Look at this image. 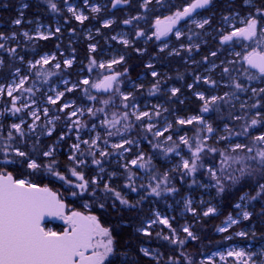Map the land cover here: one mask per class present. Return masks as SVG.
I'll use <instances>...</instances> for the list:
<instances>
[{"label":"rangeland","instance_id":"1","mask_svg":"<svg viewBox=\"0 0 264 264\" xmlns=\"http://www.w3.org/2000/svg\"><path fill=\"white\" fill-rule=\"evenodd\" d=\"M21 3L16 6L18 16L16 19H20L21 23L19 25L15 24L14 20L11 24L12 27L19 28L18 32L15 33L13 38L12 34L9 36H4L0 38L1 44L4 45L2 50V56L0 60H3V64H0V70L4 71V67L8 69L12 68L10 77L6 78L0 76V86L4 87V91L0 93V130L2 128H9V131L15 132L14 129L10 128V125L13 123H20L21 120L24 121L22 124V129L25 135L33 134L36 129H39L41 133H44L46 136L47 127L51 125L47 124L49 119L59 117L55 120V130L52 134L56 133L58 135V141L65 142L67 150L72 153L71 145L77 143L76 140V131L71 133L68 132L67 125L71 123L68 119L67 113L75 110L76 108L87 109L89 107L93 109H98L103 107L104 109H111V114H103L101 118L99 117L100 112H97L95 116L89 115L86 111L83 116H79L80 121L87 125V127L81 128L79 131L80 141L88 140L91 141L97 135L100 139L98 140V148H93L95 151L106 150V148L111 147L114 143H121L123 139H131L134 141L133 137L129 136V131L124 132L122 135H113L111 137L107 136V131L111 130L115 132V129H108L107 126L103 125L101 122L107 118L112 119V114L116 113L117 117L121 119V124L117 125V128H121L123 123H129L134 126H140L141 129L146 130V126L151 123L154 125L152 134L156 131H163L169 124L172 125L167 132H164L163 136L155 137V140H161L162 147L172 146L173 142L179 144L180 136H187L186 133H179V130L183 125L177 123L178 119L187 120L192 116H203L204 120L207 123H210L214 129L213 133L208 134L206 129L202 124H198V134L201 136H207L208 139L214 137V135L220 137H225L228 149L234 146L237 143L245 144L242 142H235L228 139L229 132L228 126H219L216 125L213 121V118L209 116V112H194L199 106L204 107V101L200 100L197 96V93H203L206 98L211 96H223L225 92L228 91V83L225 81L227 73L219 71V67L223 66V63L211 62L205 57L201 58L198 62L196 61V56H194L195 51H198L200 44H196L195 38L197 30H202L197 28L194 21H201L205 18H211L207 13L212 8V5H209L207 12L197 14L191 22L186 24L179 23L176 30H179L182 35L177 38L175 31L169 34V37H165L161 40H157L152 33L155 31V21L157 18L162 19L164 17V12L166 11L163 2H157L156 0H151V3L147 8L142 7L143 0H128L127 5L125 6H115L113 7L112 0H88V3H85V0H52L56 3L58 11H53L50 7L49 0H38L37 4L41 2L40 5L44 8V15L37 16L33 19H26V14L24 10L28 7V0H19ZM214 1V0H213ZM212 1V3H213ZM153 4V7L151 6ZM159 4V6H158ZM92 6H99V12H92ZM158 6V7H157ZM69 7H74L77 10V13H83L88 17L83 23L77 21L73 13L68 11ZM154 13L155 16H148L151 13ZM116 13L121 14V18L117 19ZM153 14V15H154ZM132 17H139V19L132 20L131 24H124L123 21L131 19ZM229 19L227 21L224 18L222 20V27L220 31L225 32L224 34L230 33L235 28H242L246 23L245 20H248L252 16H247L242 19H238L237 14L228 15ZM112 20L113 24L109 27H104V21ZM210 25H205L207 28ZM59 27L60 32L55 33V29ZM43 32L45 35H48L49 31L54 33L49 36L47 40L40 39L37 37V31ZM99 30V31H97ZM143 31L144 35L137 37V31ZM28 32L32 39H27L24 37L23 33ZM206 34H209L206 31ZM220 34V33H219ZM187 35L191 36V41L189 45H192V58L185 59L181 63L187 64L190 67L188 74L186 76H191L192 82H188L185 87V75H169L166 70H161L159 67H156L159 63V54H164L166 58L180 56L185 52H190L188 50L189 45H182L183 39ZM221 36V34L219 35ZM112 37H117V39H112ZM123 37L130 41V44L125 46L120 42V38ZM222 37V36H221ZM221 37L218 39L221 42ZM187 42V41H184ZM15 44L13 47L12 45ZM96 45V50L90 51L89 45ZM167 44V47L164 48V51L160 49ZM196 45H199L197 48ZM141 46V47H139ZM224 46L227 48L225 53L226 64H236L237 68L241 71V64L245 62L242 57L253 49L258 51L264 50V35L261 34V37L253 39L251 41L243 40V38H233V41L225 43ZM37 47L36 49H34ZM16 49V52L10 53L9 49ZM28 50V57L21 59L22 51ZM137 49L140 51L138 52ZM260 49V50H259ZM183 50H186L183 52ZM191 50V51H192ZM128 51L130 55L126 53ZM151 51H156L152 53ZM212 52H210L211 54ZM239 53V55H237ZM55 56L54 60H50L47 65H37L36 67H31L29 62L35 63L36 60L40 59L44 55ZM84 57V59L79 60V57ZM120 56L124 57V60L119 64L112 65L111 68L99 67V64L104 63L107 65L114 59H119ZM212 56V55H210ZM195 57V58H194ZM65 59H73V64L71 67H66L63 63ZM96 61L95 65L91 64V60ZM191 62V63H190ZM59 63L60 68H56L55 65ZM151 67H148V65ZM246 65V64H245ZM247 66V65H246ZM200 67V68H198ZM248 67V66H247ZM16 69H19V73L16 72ZM127 69V72H125ZM131 69H134L135 72L145 71L141 73L136 79L128 80L126 77L131 72ZM225 69V68H224ZM155 71L158 73L156 77H153L151 73ZM122 73L121 81H118L115 85V92L108 96H102L98 98L99 92H96V88L91 87V83H98L104 79L105 76H108L112 73ZM40 73V75H37ZM51 73V75H47ZM239 73V72H238ZM255 76L256 79L248 80L246 86L249 89V93L252 94L247 98H241V96H232L230 94L227 99H230L231 102L239 103L241 106H246V103L250 101V98H257L256 101H261L264 97V93H260L257 96L253 95L251 89L264 88V77H261L260 74L256 72L249 74L248 76ZM247 76V77H248ZM27 77L25 80L24 86L22 89H17L13 92V96L17 97L16 106L21 107L23 104H28L29 107L22 108L19 113L13 115L12 112L8 111L12 107V97L8 96L7 88L9 85H14L19 83L21 78ZM197 77H200L197 80ZM240 78L243 77V74H239ZM205 78L215 81L216 83L209 84L205 82ZM83 79H88L91 83L89 85H83L81 81ZM64 81H68L67 84ZM177 82H180L182 85H178ZM73 84L79 85L71 92H66V88H71ZM157 85L158 91L153 93V85ZM192 85L191 88L188 86ZM117 87L119 91H117ZM184 89L182 90L181 88ZM32 88V93H28L25 89ZM177 88L179 92L176 96H172L171 89ZM87 89V94L85 93ZM56 91H65L64 97L57 102L56 105L48 103L47 96H55ZM129 94V100L127 102H122L121 94ZM96 97L95 100H90L88 97ZM141 97L145 98V102L141 104ZM163 98L165 100H163ZM35 100V104H32V101ZM108 100L109 103L104 105L101 101ZM119 100L118 105H115V101ZM74 102L73 107L65 109L64 112H60L59 109L63 103ZM218 102V101H217ZM127 103L128 107L125 108L124 104ZM255 102L249 106L253 108ZM135 105V108L133 107ZM259 105V104H258ZM157 106H159L157 108ZM48 108L47 116L44 115L43 109ZM33 110H38V115L40 119L36 122L35 131H29V125L33 123V117L30 113ZM110 111V110H109ZM127 111L130 113L129 118L130 122H123L122 114ZM136 112H149L150 117H143L141 120L137 121L135 115L132 113ZM156 111L160 112L159 116H156ZM113 112V113H112ZM103 113V112H102ZM256 113H253L252 116L255 117ZM73 120L77 117H73ZM93 125L95 128L93 129ZM188 125V124H184ZM252 134L257 133L252 131ZM61 133L65 134L63 140H59ZM15 134L19 135L15 132ZM176 135L172 141H166L167 136ZM261 134V133H260ZM258 134V135H260ZM20 136V135H19ZM257 135H251L252 137ZM188 137V136H187ZM207 139V140H208ZM105 140L108 141L105 144ZM60 142V143H61ZM136 142V141H135ZM137 147V155L139 151V145L134 143L132 145H126L130 150L124 152L123 155L120 154V159L122 162L127 158V154L131 152L133 147ZM252 145L250 147H255ZM89 149L88 145L81 143V149ZM181 148V147H180ZM162 150V148H160ZM116 150V149H115ZM118 151L123 152V149H117ZM136 158V157H135ZM133 158V159H135ZM160 158L162 162L166 165L176 167L181 163V159H188L182 151L180 155L177 156L175 153L164 155L163 151L156 157ZM132 160V159H131ZM130 160V161H131ZM221 161H218V164L207 165L206 169L212 167L219 170ZM231 163V161H229ZM226 167V166H225ZM239 167V165H233L232 169ZM104 169V168H103ZM99 172H101L99 170ZM219 174V173H218ZM239 175V173H235ZM212 179V177H210ZM27 180V179H26ZM264 183V179L260 178L259 173L253 176H245L239 182L233 184L231 182L225 181V191L223 193L212 192L210 189L215 188V181L212 179L213 184H205L203 181H199L187 191L184 195L176 194V201L171 202L164 200V207L156 208L151 215V218L146 222L144 227H148L149 231L156 227H164L171 234H173L172 229H175L173 226L174 220H176V229L175 237L179 235L180 232H183V227L188 226L191 230L190 216H196L197 211H200L202 214L207 210L209 206L216 209L215 213L210 214L211 216L221 215L220 214V202L218 201V196L224 197L227 190H233L236 192L246 189L249 186L250 190L242 193V195H248L249 197L256 196L258 189V183ZM201 191V193L196 196V192ZM240 197L238 201L233 205L232 211L223 217L221 225L219 228H226V231L220 232L218 234H225L227 243L205 255L199 260V263L203 261L204 264H244L245 261H248V264H264V193H261L260 196H257L256 199H248L241 201ZM191 200V207L195 209V212L189 211L186 206L185 201ZM229 203V202H228ZM87 204V203H86ZM240 204L242 207L237 208L235 205ZM88 205V204H87ZM88 209V207H85ZM247 210L252 215L249 219L245 220L242 217V211ZM72 211H78L85 214H91L87 211H81L78 209H73L72 207L68 208L67 213L70 214ZM156 213L160 214V217H166L171 224V228L157 222L149 226V221L157 220ZM93 215V214H92ZM231 215L233 219H236L238 223L232 224L231 226L227 223L228 216ZM209 216V215H208ZM59 223L62 225V230L57 232H62L67 226L63 220L60 218L53 219L45 224L46 228L54 230V224ZM258 225L260 226L258 228ZM192 231V230H191ZM246 232V236L236 235L239 232ZM186 234V233H185ZM147 248L151 255L150 257L158 256L156 250ZM230 250L235 251H244L246 255L243 257L229 256L227 253ZM221 255L224 256V259H221Z\"/></svg>","mask_w":264,"mask_h":264},{"label":"snow or ice","instance_id":"2","mask_svg":"<svg viewBox=\"0 0 264 264\" xmlns=\"http://www.w3.org/2000/svg\"><path fill=\"white\" fill-rule=\"evenodd\" d=\"M113 7L117 4L127 3L128 0H112ZM159 2V0H157ZM50 7L53 11H58L56 3L49 0ZM85 3H88V0H85ZM151 3V0H143L142 7L147 8V6ZM212 3V0H192L186 7L182 10H177L170 16H166L161 20L157 18L155 21V31L152 35L157 39L161 40L162 37L168 36L169 33L173 32L176 28V25L184 18L191 17V15L196 12L198 9H203L209 6ZM92 12H99V6H92ZM68 11L73 13L75 19L81 23L88 19L82 12L77 13V10L74 7H69ZM257 12L261 15H264V10L257 9ZM139 19V17H132L131 19L124 20V24H131L132 20ZM229 17L225 16L224 20L227 21ZM15 24L19 25L21 23L20 19H16L14 21ZM197 28L203 29L205 25L210 23L209 18H205L201 21H194ZM113 24L112 20L104 21L103 26L109 27ZM258 29V20L255 17H251L248 19L246 26L242 28H235L233 31L227 34H223L221 37V43L225 44L230 41H233V38H243V40H252L257 36ZM99 31V30H97ZM60 28L57 27L55 29V33H59ZM51 31H49L48 35H45L43 32L37 31L36 35L40 39L47 40L49 36L53 35ZM261 34L264 35V28L261 29ZM15 33L12 34L13 38L15 37ZM24 37L27 39H32L28 32L23 33ZM144 35L143 31H137L136 36L140 37ZM175 35L179 38L182 33L179 30H175ZM0 38H4L3 33H0ZM191 38V37H190ZM112 39H117V37H112ZM120 42L125 46L130 44L128 39L123 37L120 38ZM4 45L0 44V48H3ZM167 47V44L161 48V51H164V48ZM198 48L199 45H196ZM90 51L96 50V45H89ZM188 50H192V45L188 46ZM10 53H15L16 49H9ZM139 52L140 50L137 49ZM212 56H215L216 53L212 52ZM239 55V53H237ZM23 59V57H21ZM55 56L44 55L41 56L40 59L36 60L33 64L29 62L31 67H36L37 65L43 66L47 65L50 60H54ZM207 59V57H205ZM242 59L247 63L250 68L257 69L260 76L264 77V50L258 51L257 49H253L248 52L247 55H244ZM124 60L123 56H120L119 59H114L109 62L107 65L104 63L99 64V67L111 68L114 64H119ZM66 67H71L73 64V59H65L63 61ZM96 61L94 59L91 60V64L95 65ZM0 64H3V60H0ZM56 68H60V64L57 63L55 65ZM148 67H151L149 64ZM19 69H16V72L19 73ZM127 72V69H125ZM224 72H229L228 68L224 69ZM244 73L248 72V69H243ZM40 75V73H37ZM47 75H51L48 73ZM121 73H115L113 75L105 76L104 79L98 83H91L88 79H83L81 83L83 85H89L91 83L92 88L96 89H104L105 91L112 89L114 86V82L117 81L118 77L121 76ZM153 77L158 75L157 72L153 71L151 73ZM255 76H248L249 80L256 79ZM27 77L21 78L19 83H15L14 85H9L7 88L8 96L12 97V107L8 109V111L12 112L13 115L19 113L22 108L29 107L28 104H23L21 107L16 106L17 97L13 96V92L17 89H22ZM200 77H197L199 80ZM205 82L209 84H215L216 82L210 79L205 78ZM65 84L68 81H64ZM79 85L73 84L71 88H66V92L73 91ZM232 86L236 90L243 91L244 85L238 80H233ZM189 88L192 85L188 86ZM119 91V88L116 89ZM4 91V87L0 86V93ZM28 93H32V88L25 89ZM65 91H56L55 96H47L48 103L52 105H56L58 101L61 100L65 95ZM153 93L158 91L157 85H153L152 88ZM253 95H258L260 93H264V88L251 89ZM179 92V89L172 88L171 94L172 96H176ZM85 93L87 94V89H85ZM131 93L125 95L121 94L122 102H127ZM197 96L200 100L204 101V107L202 108V112H208L209 108L212 105H215L217 101H225L226 97L230 96V93L225 92L223 96H211L210 98H206L203 93H197ZM90 100H95L96 97L89 96ZM35 100L32 101V104H35ZM102 104L107 105L109 103L108 100L101 101ZM74 102L63 103L60 107L59 111L64 112L65 109H69L73 107ZM259 104V100L256 104L252 105L253 108L257 107ZM125 108L128 107L127 103L124 104ZM135 108V105L133 106ZM159 106H157L158 108ZM244 107V105H242ZM49 109L44 108L43 113L47 116ZM85 111L91 115L95 116L97 112H104L105 109L103 107L98 109H93L91 107L86 110L83 108H76L67 113L68 119L71 121L67 125L68 132L71 133L76 131V140L77 143L72 144L70 147L72 149V153L68 156V161L71 166L67 168V171L71 174L75 180H71L68 178L65 173L58 170V162L55 159V151L56 148L53 145H49L47 150H41L38 147L39 140H37L36 144L32 145L31 152L23 151L20 147L15 146L11 143L14 139L11 131L8 133L7 143L0 145V154H2V160L0 163L11 164V163H20L21 165L26 164L27 168L32 170L33 172L39 171L41 169L45 170L48 174L55 177L56 179L63 181L64 183L78 189V191H72V196L81 195L89 191L91 186V195L93 198L96 196L97 188L99 187V179L102 177H93L91 180L85 179V175L83 171H79L78 168L82 165L86 164V161L80 159L77 155L79 152L80 156H83L84 153L80 152L81 143L88 145L90 151L89 155L93 156L91 161L92 164L100 166L101 159L95 158V152L91 151L93 148H98V140L100 139L99 135L93 138L91 141L84 140L80 141L79 131L81 128L87 127V125L83 124L79 116H83ZM30 115L33 117V123L29 125V131L33 132L36 128V122L40 119L38 115V110H33ZM132 115H135V119L137 121L141 120L143 117H150L149 112H136L134 111ZM156 116L160 115L159 111H156ZM73 117H77V119L73 120ZM123 120L128 121L129 113L125 111L122 114ZM261 113L259 111L256 112L255 117L251 118L250 122H247L242 129V132L235 133L236 135H244L247 136L249 134V129L254 128L258 124L262 123L260 119ZM59 119V117H55L53 119H49L47 121L50 127H47L46 134L51 136L53 131L55 130V120ZM236 119H240L236 117ZM193 122H197L202 124L206 129L208 134L213 133L214 129L210 123H207L203 116H192L187 120L178 119L177 123L180 125L184 124H192ZM24 123L21 120L20 123H13L10 125L11 129H14L16 133H18L21 137L25 135L22 124ZM103 125L107 126L108 129H115L114 131H107V136L111 137L113 135H122L124 132L128 131L132 125L129 123H123L121 128H117L118 124H121V119L117 117L116 113L112 114V119L109 120L105 118L102 122ZM93 129L95 125L92 126ZM172 125L169 124L163 131H156L154 136L160 137L163 136L164 132H167ZM227 127V126H226ZM154 125L149 123L146 126V130L148 132H152ZM233 133L229 131V135ZM65 138V134L61 133L59 140H63ZM208 137L204 136L203 140L197 136L195 141V146H193L192 142L187 136L179 137V144L173 142L172 146L162 147L161 144H153V148H162V151L165 156L169 153H175L177 156L180 155V145L186 146L190 151L189 159H181V163L177 166L178 169L182 171L183 175H193L197 172L198 167H202V164L198 162L201 160V154L207 150L208 152L215 153L217 152L216 148H210L206 141ZM220 139H225V137H220ZM166 141H172V136H167ZM253 144L255 147H250L246 144L237 143L232 146L230 149L225 151H221L220 155L222 157L221 167L219 170L209 167L207 169L208 174L215 181V187L217 188L218 193H223L225 191V181L231 182L233 184L239 182L245 176H253L259 173L260 178L264 179V133L260 135L252 137ZM108 141L105 140V144ZM136 143L131 139H123L121 143H114L111 145L113 149H123V152L120 154L123 155L124 152H128L130 149L125 147L126 145H132ZM110 155L105 150H101L99 152L100 157H106ZM16 158H19L17 160ZM43 158V159H42ZM43 160H47V163L43 162ZM231 161V163H229ZM129 164L133 166H138L140 168H147L151 164V157L145 158L143 152L136 156L135 159H132L127 164L124 165L125 169L129 168ZM233 165H239V167L235 168L232 171ZM226 166V167H225ZM100 171L103 172L104 169L101 167ZM239 173L236 175L235 173ZM219 173V174H218ZM115 175V173L111 174ZM111 178V176H110ZM133 179L132 173L129 170L128 180L129 183H126V187H128L131 191L136 192L137 188L133 186L131 183ZM153 181H156L155 185L152 183L148 184L149 195L161 196L162 192L172 193L177 191L174 187H168L169 182V173L166 171L163 174L162 179H157L156 176L152 177ZM196 181L193 180V183ZM258 183V191L256 196L249 197L248 195H242L240 197L241 201L248 199H256L257 196H260L261 193H264V183ZM163 185V187H162ZM141 188L145 187L144 185H140ZM102 191L107 194H111L115 197L116 200L123 206L128 208H134L136 204L129 201L126 197H124L121 192L116 191L114 188L110 186L109 183H104ZM143 199V197H142ZM186 206L189 211L195 212V209L191 207V200L185 201ZM99 208L104 209L105 203H99ZM65 203L63 199L58 196V194L52 191L47 185L41 187L39 184L32 183L26 179H14L11 172H7L3 169H0V264H106V261L115 251V241L112 235V229L110 227H104L99 218L96 215L88 214L85 215L82 212L72 211L70 214L65 213ZM85 207H88L85 204ZM113 207L115 205L113 204ZM237 208H241L240 204L235 205ZM216 209L214 207L209 206L207 210L203 213L204 216H208L212 213H215ZM252 213L247 210L242 211L243 219L247 220L250 218ZM157 220L149 221V226L151 224H155L157 222L171 228V224L169 223L168 218L160 217L159 213H156ZM45 217H59L64 223L67 225L62 232L53 231L50 228L44 227ZM227 223L229 226L232 224L238 223L236 219H233L231 215L227 218ZM143 235H151L148 227H142L138 229ZM218 231L224 232L226 228H219ZM173 237L164 236V239L170 240L173 244L184 245L185 240L174 238L175 237V229H172ZM183 232L187 234L188 238L192 240H197L198 237L190 230L188 226L183 227ZM159 235V233L157 234ZM236 235L238 236H246V232H239ZM141 252L145 255H151L150 251L147 248H141ZM183 255V253H182ZM227 255L243 257L246 255L244 251H235L230 250ZM172 258H170L171 260ZM178 259V258H177ZM221 259H224V256L221 255ZM172 264H177L176 260L172 261ZM188 264H192V261L189 259ZM201 264H204L202 261ZM244 264H248V261H245Z\"/></svg>","mask_w":264,"mask_h":264},{"label":"trees","instance_id":"3","mask_svg":"<svg viewBox=\"0 0 264 264\" xmlns=\"http://www.w3.org/2000/svg\"><path fill=\"white\" fill-rule=\"evenodd\" d=\"M48 1V0H47ZM38 0H28V7L24 10L26 14V19H33L37 16L44 15V8L42 7L41 2L38 3ZM21 1L19 0H0V33H3L4 36H9L13 33H17L19 28L12 27V22L17 18L18 12L16 10V6L19 5ZM166 10H172L174 1L173 0H165L163 3ZM236 9L239 8L238 5L235 6ZM230 12V9L227 10L225 4L222 2H218L217 5H214L209 14L211 16L210 25L202 30H197L195 41L196 44H200L198 51H195L196 61L198 62L201 58L207 57L211 62H215L217 64L223 63V66H220L218 69L220 72L224 70V68H228L229 72H227V77L225 81L228 83V91L230 94L234 96H241V98H247L252 94L249 93V89L247 88L246 84L248 82L247 76L249 74L254 73L250 70L246 65L245 62L241 64V73L243 77H238L240 73L239 69L237 68L236 64L230 63L226 64V57L225 53L227 48L218 41V39L225 33L220 31L222 27V23L220 22L219 16L223 12ZM117 19L121 18V14H115ZM206 31L209 34H206ZM221 36H219L220 34ZM219 37V38H218ZM0 40V44H1ZM15 44L12 45V47ZM141 47V46H139ZM35 47L34 49H36ZM152 53L156 51H151ZM210 52H215V56H210ZM28 50L22 51L20 55L25 58H29ZM128 55L130 53L126 51ZM2 50H0V57L2 56ZM84 57H79L78 61H81ZM159 63L156 67H159L161 70H166L169 75H185L187 77L185 85L193 81L189 79L188 71L190 67L182 65L180 60L181 57H170L166 58L164 54H159ZM200 68V67H198ZM247 68L248 72L244 73L243 69ZM140 71L135 72L134 69H131V72L126 78L130 80L136 79L141 73L146 72ZM12 72V68L8 69V67H4V71L0 70V76L9 78L10 73ZM239 72V73H238ZM122 74V73H121ZM122 77V75H121ZM121 79V78H120ZM118 81H121V80ZM238 80V82L244 85L243 91L236 90L232 86L233 80ZM117 81V82H118ZM116 82V83H117ZM178 85H182L180 82H177ZM116 85V84H115ZM181 88L182 90L184 89ZM115 87L112 92L109 93H99L98 98H102V96H108L112 93L114 94ZM257 96V95H255ZM259 101V105L255 108H249L252 102L256 104L257 98H250V101L246 103V106L242 107L239 103L231 102L230 99L225 98V101H218L215 105H212L209 108V116L213 118V121L216 125L219 126H228L227 132L231 131L233 134L228 135V139L233 140L235 142H242L248 146H252L250 136L251 135H258L260 133H264V97ZM141 104L145 102V98L141 97ZM163 100H165L163 98ZM119 100L115 101V105H118ZM203 106H199L194 110V112H199L202 110ZM110 110V111H109ZM111 109L106 108L105 111L102 113L100 112L99 117L101 118L103 114H111ZM259 111L261 113L260 119L262 120L261 124H258L252 129H249V134L247 136L244 135H236L235 133L242 132L243 126L250 122L251 118L254 116L253 113ZM113 113V112H112ZM130 114V113H129ZM131 115V114H130ZM129 118H132L130 117ZM239 117L240 119H236ZM123 122H130L124 121ZM198 124L192 123L188 125H183L179 130V133H186L190 141L192 142L193 146H195V141L197 136L201 140H203L204 136L200 137L198 134ZM129 136L133 137L134 141L139 145L138 155L143 152L145 158L151 157V164L147 168H140L138 166H133L129 164V168L125 169L124 165L127 164L131 159L137 156V147H133L131 152L127 154V158L124 162L120 159V151L117 149H113L112 147L106 148L105 151L110 153V155L106 157H100L99 152L95 151V149H91V151L95 152V158L101 159V165L97 166L91 163L93 156L89 155L88 152L90 149H81L80 152L84 153L83 156L77 153L80 159L86 161L85 165H82L78 168L79 171H83L85 175V179L91 180L93 177H102L99 179V187L96 191V196L93 198L91 195V186L89 191L83 193L81 195L72 196V191H78L74 187L64 183L56 179L55 177L48 174L45 170L41 169L39 171L33 172L32 170L28 169L26 164L21 165L20 163H11L5 164L0 163V169H3L7 172H11L12 175L16 179H27L32 183L39 184L40 186H49L53 190H55L65 201L69 207L73 209H78L81 211H87L93 215H96L100 223L104 227H110L112 229V235L114 237V247L115 251L108 260L106 264H172L173 260L177 261V264H188L189 259L192 261V264H200L199 260L203 258L205 255L209 254L210 252L224 246L226 241L225 234H218V229L221 225V221L223 217L232 211L233 205L238 201L240 195L246 191H249V186L243 188L244 190L236 192L233 190H227L224 197L218 196V201L220 204V214L216 216H204L200 211H197L196 216H190V223H191V230L192 232L198 237L197 240H192L191 238L187 237V234L184 232H180L177 236L178 239L185 240L184 245L180 244H173L170 240L164 239V236L173 237L166 228L164 227H156L150 230L151 235H143L138 229L145 226L146 222L151 218L152 212L156 208L164 207L163 201L167 200L170 203L175 202L176 194L184 195L187 191H189L196 183L199 181H203L205 184H213L212 179H210V175L207 172V165L210 164H218L219 160H222L220 155L221 151H225L228 149L226 147L227 141L220 140L219 136L214 135V137L208 139L206 141L207 145L210 148H216L217 152L212 153L205 150L204 153L201 154V160L198 162L202 164V167H198V170L193 175H183L180 169H176V167H172L166 165L164 162L161 161L160 158H156L162 150L160 148H153V144H161V140H155L154 135L151 132H146L145 130L141 129L140 126H134L129 130ZM252 131H256L257 133L252 134ZM9 133V128L5 127L0 130V145L7 143V137ZM14 139L11 143L15 146H18L23 151L31 152L32 145L37 143L39 140L38 147L41 150H47L49 145H53L56 148L55 151V159L58 162V170L65 173L69 179L75 180L74 177L67 171V168L71 166L70 162L68 161V156L71 154L69 150H67V146L65 142L58 141V135L56 133L52 134L51 136H46L44 133H41L39 129L31 135H26L24 138L12 132ZM176 137L174 134L172 139ZM61 142V143H60ZM180 151L189 159L190 158V151L189 149L184 146L180 145ZM173 154V153H170ZM19 160V158H16ZM43 159V158H42ZM0 160H2V154H0ZM43 162L47 163V160H43ZM104 168L103 172H99L100 168ZM129 170L132 173L133 179L131 183L134 187L137 188L136 192L131 191L128 187H126V183H129L128 176ZM169 173V182L168 187H174L177 191L172 193L162 192L161 196L157 197L154 195H149L150 189H148V184L152 183L155 185L156 181L152 180L153 176H156L157 179H162L163 174L165 172ZM115 173V175H111ZM111 176V178H110ZM193 180L196 182L193 183ZM104 183H109L112 188L116 191L121 192V194L126 197L129 201L136 203L139 201L138 204L134 208H128L123 206L119 203L118 200L115 199L110 193L105 196V193L102 191ZM140 185H144L145 187L141 188ZM163 187V185H162ZM212 192H216L217 189L211 188ZM214 192V193H215ZM201 193L196 192V196ZM218 193V192H217ZM143 197V199H142ZM105 203V208H99V203ZM229 202V203H228ZM88 204V209L85 208V204ZM113 204L115 207H113ZM173 226L176 229V220L173 222ZM260 226L258 225V228ZM54 230L60 231L62 230V225L59 223L54 224ZM159 233V235H157ZM176 238V237H174ZM143 247H149L157 251L158 256L150 257L145 255L143 252L140 251ZM183 253V255H182ZM170 258H172L170 260ZM178 258V259H177Z\"/></svg>","mask_w":264,"mask_h":264},{"label":"flooded vegetation","instance_id":"4","mask_svg":"<svg viewBox=\"0 0 264 264\" xmlns=\"http://www.w3.org/2000/svg\"><path fill=\"white\" fill-rule=\"evenodd\" d=\"M163 1H165V0H159V3L160 2H163ZM173 1H174L173 9L172 10H169V9L166 10L164 12V17L172 15L177 10H182L190 2H192V0H173ZM218 2H222L223 4H225L227 10L230 9V12L226 11V12L221 13L218 19L224 18L225 16L232 15L234 13L237 14V17H238L239 20L242 19V18H244V17H247V16L255 17L258 20V29H257V36L254 39L261 37V29L264 28V15H261L260 13H258L257 12V9L264 10V0H214L213 3H211L210 5H212V7H213L214 5H217ZM125 5H127V3H124V4L120 5L119 7L125 6ZM236 5L239 6L238 9L235 8ZM151 6L153 7V4H151ZM158 6H159V4H158ZM208 9H209V6H207L206 8H203V9H198V10H196V12H194L191 15V17H186V18L182 19L179 23L186 24L188 22H191L192 19L197 16V14H201L203 12H207ZM153 14L154 13L152 12L148 16L149 17L150 16H155V14L154 15ZM207 14L211 18L210 14L209 13H207ZM163 18L161 20H163ZM222 20H220L221 23H222ZM247 21L248 20H245L246 23H247ZM246 23L242 27H245L246 26ZM178 24L176 25V28H177ZM176 28L174 29V31L176 30ZM171 33H169V34H171ZM169 34L166 37H169ZM190 37H191L190 35H187L185 37V39H183L184 41H187V42H184L183 41L182 42L183 43L182 45H189V41H191L190 40L191 39ZM163 38H165V37H162L161 39H163ZM246 41H251V40H246ZM184 51H186V50H183V52ZM193 52L194 51L192 50L190 52H185L184 54H181L180 56H178V57H181L180 62H182L185 59L192 58L193 57L192 56V53ZM194 56H195V53H194ZM227 59H229V58H227ZM181 64L187 66V64H183V63H181ZM245 64L247 65L246 62H245ZM253 72H256L257 74H259L258 71H253ZM188 77H189V79H191V76H188ZM186 78L187 77H185V81L187 80ZM190 82H192V81H190Z\"/></svg>","mask_w":264,"mask_h":264},{"label":"water","instance_id":"5","mask_svg":"<svg viewBox=\"0 0 264 264\" xmlns=\"http://www.w3.org/2000/svg\"><path fill=\"white\" fill-rule=\"evenodd\" d=\"M122 4H124V3H121V4H117V6H120V5H122ZM247 55V54H246ZM248 66V65H247ZM251 70L252 71H258L257 69H253V68H251ZM113 74H115V73H113ZM113 74H110V75H113ZM121 76H119L118 77V79L120 78ZM117 79V80H118ZM115 83V82H114ZM113 88H114V86H113ZM113 88L112 89H109V90H107V91H105L104 89H95L96 90V92H104V93H108V92H111L112 90H113ZM13 178L14 179H16L14 176H13ZM41 187H43V186H41ZM49 187V186H48ZM52 191H54V192H56L55 190H53L51 187H49ZM57 193V192H56ZM58 194V193H57ZM58 196H60L59 194H58ZM61 198V197H60ZM64 203H65V205H66V207H65V213L66 214H68L67 213V211H68V208H69V206H68V204L64 201ZM85 214V213H84ZM85 215H87V214H85ZM57 218H59V217H45V221H44V227H45V224H47L49 221H51V220H53V219H57Z\"/></svg>","mask_w":264,"mask_h":264},{"label":"bare ground","instance_id":"6","mask_svg":"<svg viewBox=\"0 0 264 264\" xmlns=\"http://www.w3.org/2000/svg\"><path fill=\"white\" fill-rule=\"evenodd\" d=\"M248 68L251 70V68H250L249 66H248ZM116 73H119V72H116ZM112 74H113V73H112ZM120 78H121V77H120ZM120 78H119V79H120ZM119 79H118V80H119ZM118 80H117V81H118ZM117 81H116V82H117ZM116 82L114 83V87H115ZM113 89H114V88H113ZM112 91H113V90H112ZM112 91H111V92H112ZM99 93H104V92H99ZM108 93H109V92H108Z\"/></svg>","mask_w":264,"mask_h":264}]
</instances>
